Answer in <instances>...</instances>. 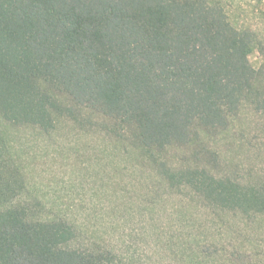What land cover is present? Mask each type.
Instances as JSON below:
<instances>
[{
  "label": "trees",
  "instance_id": "16d2710c",
  "mask_svg": "<svg viewBox=\"0 0 264 264\" xmlns=\"http://www.w3.org/2000/svg\"><path fill=\"white\" fill-rule=\"evenodd\" d=\"M229 5L0 0V115L66 145L47 177L0 133V264H264L247 235L264 238V170L244 180L219 146L246 106L264 124L256 33ZM193 209L199 233L172 224ZM225 212L246 226L245 257L208 252L233 236Z\"/></svg>",
  "mask_w": 264,
  "mask_h": 264
},
{
  "label": "rangeland",
  "instance_id": "374dc122",
  "mask_svg": "<svg viewBox=\"0 0 264 264\" xmlns=\"http://www.w3.org/2000/svg\"><path fill=\"white\" fill-rule=\"evenodd\" d=\"M230 4V15L234 22L238 24H246V26L252 28L256 33V47L251 53V61L255 66L264 65V2L260 3L259 0H226ZM262 42V43H261ZM263 75H261L262 77ZM44 86L53 92L61 101L68 102V97L61 90L55 88L52 85L44 84ZM261 115L255 110L254 106H246L242 110L243 122L240 125L235 126L236 135L232 134L230 137H225L221 134L219 139V146L223 149L229 157L232 156L237 162L239 159L246 161L247 166L245 168H239V174L243 176L244 180H253L257 174L264 170V124L258 122ZM240 125V126H239ZM67 126L58 130V134L66 133ZM0 133L6 138L8 143L10 157L19 164V159H22L24 163L28 164L36 175H46L49 177L51 173H54L52 167L53 158L55 157L54 149L64 148L66 145L62 143L61 139L41 133L38 128L33 126H19L2 119L0 115ZM232 133V132H230ZM56 142V144H55ZM178 153L174 149L173 153ZM175 153V154H176ZM182 157L181 152L176 154L175 157ZM226 164H224L225 166ZM199 208L201 207L198 206ZM201 211L191 210L186 213L183 218L176 215L175 221L172 224L181 227L185 226V232L188 230L194 233L197 231L195 224L200 223ZM224 216V225L221 228L223 237L225 238L229 231L233 234L231 239L224 241L223 243L210 246L208 252L213 255H218L215 250L226 248L227 254L232 252L230 250L231 244H235L237 249L243 251V257L246 256L245 248L249 245L247 240L259 239V242L263 241L260 231L252 230V234L244 233L245 224L235 217L232 212L221 213ZM194 223V224H193ZM239 224V225H238ZM253 226V224L251 225ZM192 232V233H193ZM193 238V234L190 236ZM233 239V241H231ZM207 252V254H208ZM223 252V251H222ZM220 252V254L222 253ZM237 252V251H236ZM236 264H240V261L235 258ZM225 263L228 261L224 258ZM235 264V263H232Z\"/></svg>",
  "mask_w": 264,
  "mask_h": 264
}]
</instances>
